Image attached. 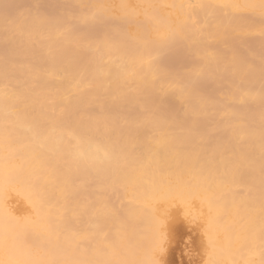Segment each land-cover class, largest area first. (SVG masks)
<instances>
[{
    "label": "bare ground",
    "instance_id": "1",
    "mask_svg": "<svg viewBox=\"0 0 264 264\" xmlns=\"http://www.w3.org/2000/svg\"><path fill=\"white\" fill-rule=\"evenodd\" d=\"M158 1L0 0V264H161L178 208L264 264V0Z\"/></svg>",
    "mask_w": 264,
    "mask_h": 264
},
{
    "label": "rangeland",
    "instance_id": "2",
    "mask_svg": "<svg viewBox=\"0 0 264 264\" xmlns=\"http://www.w3.org/2000/svg\"><path fill=\"white\" fill-rule=\"evenodd\" d=\"M211 1L216 5V7L213 8L220 9L223 8V3L225 0ZM172 2H178L179 4H181V6L192 5V8L197 7L194 8L195 10H206L203 6H201L203 4H200V2L196 0H162L158 1L157 4L159 8L163 11H171L175 9V6L172 5ZM239 2L243 6V11L246 12L250 18L257 19L260 10L258 0H239ZM2 3L4 8L7 9H10L14 6H18L19 8H28L31 6V0H2ZM188 10L191 9L180 10V12L183 11L184 13ZM257 35L258 34L256 32H252L249 35L250 42L256 40ZM241 40L242 36L238 34H235L231 37L229 45L235 53L240 54L244 51V49L239 46V42ZM248 49L256 55L260 53V50L252 46V44L249 45ZM161 53L158 56L159 60H162L161 63L166 66L168 65V67L169 65L171 66V51H169L168 48H165L162 50ZM178 57L179 58L177 64H173L175 66L177 65L176 67L178 68L179 66L182 67L186 65L185 51L183 48L179 50ZM173 66L171 67L173 68ZM171 67L169 69H171ZM25 212V208L22 207V211H20L18 214L22 215ZM174 217H176L174 218V220L176 219L177 223L176 221H172L171 223L170 218L168 219L169 223L167 224V228L165 231L163 249L160 255L158 256L161 264H206L207 251L205 250L206 246L204 245L205 233L203 231V227H201L200 223H198L199 221L196 220L195 222V220L191 219L185 213L182 214V210H180L179 208L178 212Z\"/></svg>",
    "mask_w": 264,
    "mask_h": 264
}]
</instances>
